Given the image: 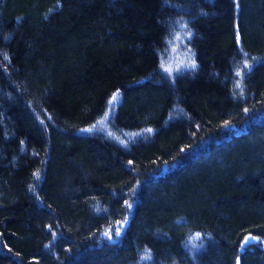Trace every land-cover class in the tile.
<instances>
[{
    "label": "trees",
    "instance_id": "16d2710c",
    "mask_svg": "<svg viewBox=\"0 0 264 264\" xmlns=\"http://www.w3.org/2000/svg\"><path fill=\"white\" fill-rule=\"evenodd\" d=\"M0 264H264V0H0Z\"/></svg>",
    "mask_w": 264,
    "mask_h": 264
},
{
    "label": "rangeland",
    "instance_id": "374dc122",
    "mask_svg": "<svg viewBox=\"0 0 264 264\" xmlns=\"http://www.w3.org/2000/svg\"><path fill=\"white\" fill-rule=\"evenodd\" d=\"M178 51L177 54L171 58L170 63L168 64L169 67L177 68L190 61L189 50L187 48H183L180 52Z\"/></svg>",
    "mask_w": 264,
    "mask_h": 264
},
{
    "label": "snow or ice",
    "instance_id": "6c2138e0",
    "mask_svg": "<svg viewBox=\"0 0 264 264\" xmlns=\"http://www.w3.org/2000/svg\"><path fill=\"white\" fill-rule=\"evenodd\" d=\"M252 239H256L255 237H252ZM248 241H246V243H247Z\"/></svg>",
    "mask_w": 264,
    "mask_h": 264
},
{
    "label": "water",
    "instance_id": "95a60500",
    "mask_svg": "<svg viewBox=\"0 0 264 264\" xmlns=\"http://www.w3.org/2000/svg\"><path fill=\"white\" fill-rule=\"evenodd\" d=\"M246 239L250 240V238H249V237H248V238H246Z\"/></svg>",
    "mask_w": 264,
    "mask_h": 264
}]
</instances>
